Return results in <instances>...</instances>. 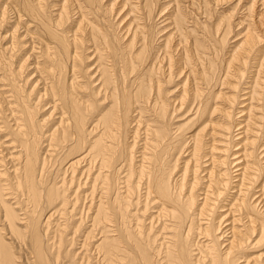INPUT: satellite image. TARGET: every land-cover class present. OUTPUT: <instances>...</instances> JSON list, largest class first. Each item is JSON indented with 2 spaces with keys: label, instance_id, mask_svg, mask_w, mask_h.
Listing matches in <instances>:
<instances>
[{
  "label": "bare ground",
  "instance_id": "bare-ground-1",
  "mask_svg": "<svg viewBox=\"0 0 264 264\" xmlns=\"http://www.w3.org/2000/svg\"><path fill=\"white\" fill-rule=\"evenodd\" d=\"M243 1L0 0V264H264Z\"/></svg>",
  "mask_w": 264,
  "mask_h": 264
},
{
  "label": "rangeland",
  "instance_id": "rangeland-1",
  "mask_svg": "<svg viewBox=\"0 0 264 264\" xmlns=\"http://www.w3.org/2000/svg\"><path fill=\"white\" fill-rule=\"evenodd\" d=\"M164 0H162V2H163ZM213 1H215V4H213L214 6H212L213 8H214V11H223V12H230L231 11V9H232V6L234 5V4H236V1L237 0H213ZM182 2V1H181ZM247 3V0H244L243 2H242V4H246ZM243 10H245L244 9V7H242V8H240V11H235V12H233L232 14V17H231V22L234 20V22H232V23H237V21H239L240 20V18H241V14H244V12L245 11H243ZM235 15V16H234ZM160 21V20H159ZM245 23V22H244ZM238 28V29H237ZM241 28H239L238 26H235L234 27V29H233V33H232V35L231 36H233L234 35V33L235 32H237V31H239ZM236 38V39H235ZM238 37H236V36H234V37H231L230 38V41H229V44L232 46L233 45V43L236 41V40H238L237 39ZM232 40V41H231ZM254 68V67H253ZM251 70H254V69H252L251 68ZM246 81H249V79L247 78L246 79ZM246 91V90H245ZM240 95H242V93H240ZM242 97L243 96H241V98L239 99L240 101H243L242 103H240L236 108H238L237 109V111L236 112H238L240 109H243L244 107L242 106V105H244V104H246V103H248V101L247 100H245V99H242ZM244 112H246L245 110H244ZM240 116V117H239ZM236 117H237V121H239V122H242V120H244V118H245V115H240V114H238L237 113V115H236ZM242 124V123H241ZM236 128H239V127H235V129ZM240 132L241 130L240 129H238V130H236V132ZM264 141V140H263ZM262 141V142H263Z\"/></svg>",
  "mask_w": 264,
  "mask_h": 264
}]
</instances>
